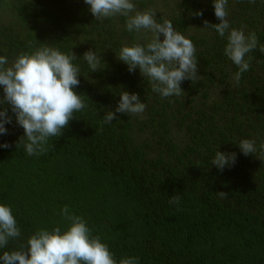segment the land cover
I'll use <instances>...</instances> for the list:
<instances>
[{"label":"trees","instance_id":"obj_1","mask_svg":"<svg viewBox=\"0 0 264 264\" xmlns=\"http://www.w3.org/2000/svg\"><path fill=\"white\" fill-rule=\"evenodd\" d=\"M226 9L231 28L257 37L245 57H252L249 70L237 83L239 69L224 53L227 31L221 37L203 24L219 22L213 0H175L157 22L168 19L187 32L200 78L184 80L182 95L162 97L117 58L127 40L136 43L134 32L118 25L125 16L97 20L84 0H0V55L11 62L45 44L72 51L81 72L74 91L86 104L34 155L16 147L23 128L10 105H0L12 120L0 135L9 144L0 147V204L11 208L21 233L0 255L21 250L40 229L63 230L68 206L117 261L264 264V0H227ZM89 49L104 68L90 72L83 59ZM122 90L138 94L144 112L103 123ZM242 139L255 142L254 155L240 151ZM217 150L235 152V164L218 170L211 164ZM177 195L180 204L170 205Z\"/></svg>","mask_w":264,"mask_h":264},{"label":"clouds","instance_id":"obj_2","mask_svg":"<svg viewBox=\"0 0 264 264\" xmlns=\"http://www.w3.org/2000/svg\"><path fill=\"white\" fill-rule=\"evenodd\" d=\"M84 3L97 20L121 15L128 17L126 28L129 32L141 29L152 32L146 45L139 42L123 45L117 58L128 66L129 72L139 69L141 75L150 80L154 92L162 97L180 96L184 93L181 88L184 80H199L195 45L176 31L170 20L157 22L154 11H138L133 0H84ZM226 5L227 0H213L214 14L219 22L212 24L204 20L203 24L214 28L221 37L227 31L224 53L239 69L234 75L238 83L241 73L250 68L252 57L247 60L245 57L257 47L258 40L254 33L246 36L243 30L230 27ZM195 15L202 16L203 12L197 10ZM260 50L264 52V47ZM77 59L72 51L66 54L47 44L31 53H20L11 62L0 55V86L3 87L0 105L5 102L10 105L16 123L24 131L16 147L23 144L29 155L45 151L48 138L61 136L74 114L86 108L81 96L74 91L81 75L80 68L73 63ZM83 59L90 72L104 68L102 58L90 49L83 53ZM145 107L138 94L122 90L115 110L104 115L103 123H111L117 113L141 114ZM10 123L7 110L0 108V135L8 133L5 125ZM0 147L7 148L9 144L0 143ZM238 147L245 156L257 152L253 140L242 139ZM260 148L264 153V143ZM236 159L235 152L217 150L211 164L222 171L234 165ZM218 195L226 198L227 193L220 191ZM169 204L178 206L180 197L173 196ZM61 215L66 221L63 230L59 226L38 230L20 246L21 250L4 251L0 264H138L135 257L114 259L108 246L99 237L92 236L85 220L73 214L68 206L61 209ZM20 234L11 208L0 204V248H5L10 239L15 240Z\"/></svg>","mask_w":264,"mask_h":264},{"label":"rangeland","instance_id":"obj_3","mask_svg":"<svg viewBox=\"0 0 264 264\" xmlns=\"http://www.w3.org/2000/svg\"><path fill=\"white\" fill-rule=\"evenodd\" d=\"M138 1L139 3H141L142 0H138ZM133 3L136 5V9L138 11H149V10L154 11L156 13L155 19L157 20L158 18H160V16L163 17L167 12L170 11V9L174 6L175 0H151L150 2L145 1L143 5L133 0ZM127 19L128 17H125L124 23H120L119 20L118 25L120 27H124V26L126 27ZM133 32L135 35L136 43L137 42L148 43L150 42L153 35L152 32L147 29H141L139 32L136 31ZM181 34L187 38V32H181ZM160 38L163 39L162 34ZM123 40L125 39L123 38ZM127 42L129 41L127 40L123 45H129Z\"/></svg>","mask_w":264,"mask_h":264}]
</instances>
